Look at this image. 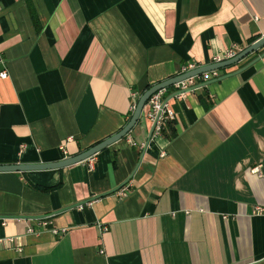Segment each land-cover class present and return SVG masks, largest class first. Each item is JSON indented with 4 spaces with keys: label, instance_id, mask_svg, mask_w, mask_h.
Wrapping results in <instances>:
<instances>
[{
    "label": "crops",
    "instance_id": "0c3cea01",
    "mask_svg": "<svg viewBox=\"0 0 264 264\" xmlns=\"http://www.w3.org/2000/svg\"><path fill=\"white\" fill-rule=\"evenodd\" d=\"M262 35L264 0H0V164L76 155L146 86ZM263 53L167 87L176 118L145 149L141 112L93 169L0 172V264H264Z\"/></svg>",
    "mask_w": 264,
    "mask_h": 264
},
{
    "label": "water",
    "instance_id": "95a60500",
    "mask_svg": "<svg viewBox=\"0 0 264 264\" xmlns=\"http://www.w3.org/2000/svg\"><path fill=\"white\" fill-rule=\"evenodd\" d=\"M262 45H264V35H262L261 37L256 39L254 42L249 44L244 49L240 50L238 53H236L233 57H231L229 59L196 67V68L189 70L185 73L179 74L173 78L167 79L165 81H162L158 84L151 86L150 88L145 90L138 97L135 108H134L133 112L131 113L129 120L118 132H116L115 134L107 137L106 139L96 143L95 145H92L91 147L79 152L76 155L66 157V158H63V159L58 160V161L47 162V163L0 164V172H9V171L26 172V171H34V170H50V169H58V168L73 165L75 163L82 162V161L88 159L89 157L94 156L95 154H97L101 150L105 149L106 147L117 142L118 140L124 138L132 130V128L134 127V125L138 121L140 114L143 110V107L145 106L149 97L155 91H157L161 88H165V87L167 88L170 85H172L173 83L178 82L180 80H183L185 78H189L191 76L200 75L204 72H209L212 70H217V69H221V68L233 65L236 62H238L240 59H242L244 56H246L249 53L257 50ZM262 56H264V53L262 54ZM209 82L210 81L197 84V85L189 88L188 91L204 87ZM176 94H178V93L174 92L172 95H170V97H174ZM153 128H154V124H152V127L148 133V137H147L144 149L149 144V141H150L151 136H152ZM131 176L132 175H130L119 187L124 185L131 178Z\"/></svg>",
    "mask_w": 264,
    "mask_h": 264
},
{
    "label": "built area",
    "instance_id": "2783aa9c",
    "mask_svg": "<svg viewBox=\"0 0 264 264\" xmlns=\"http://www.w3.org/2000/svg\"><path fill=\"white\" fill-rule=\"evenodd\" d=\"M234 55H235V51L233 49L226 50L223 53L214 56L213 63L229 59L233 57ZM194 68H196L194 64L188 63L187 65L182 67L180 74L185 73ZM210 76H217V70L204 72L200 75L191 76L189 78H185L183 80L173 83L171 86L174 88V92L178 93L174 97H176L177 99L183 98L189 88L208 80ZM6 77H7L6 71L0 72V78H6ZM166 93H167L166 87L155 91L147 100L143 108L144 110H142L143 117L151 121L152 124H154L151 138L154 136L160 135L163 132L167 123L174 121L176 118V113L174 109L169 104L168 99L165 98ZM136 102L137 100L135 99L132 105V112L135 108ZM58 148L63 155L67 153V150L64 145H60ZM86 161H87L88 167L90 169H93L94 168L93 156L86 159ZM127 194H128V191L126 187H122L118 190L119 198H123L127 196ZM45 224L46 223H44V225ZM31 230L32 229H30L29 231ZM53 232H56V230L53 229Z\"/></svg>",
    "mask_w": 264,
    "mask_h": 264
},
{
    "label": "trees",
    "instance_id": "16d2710c",
    "mask_svg": "<svg viewBox=\"0 0 264 264\" xmlns=\"http://www.w3.org/2000/svg\"><path fill=\"white\" fill-rule=\"evenodd\" d=\"M148 88H150V86H146L144 89H143V91H141V92H144L145 90H147ZM169 123V122H168ZM168 123H167V125H168ZM170 124V123H169ZM36 189H38V190H41V191H48L49 189L48 188H44V187H41V186H34Z\"/></svg>",
    "mask_w": 264,
    "mask_h": 264
}]
</instances>
